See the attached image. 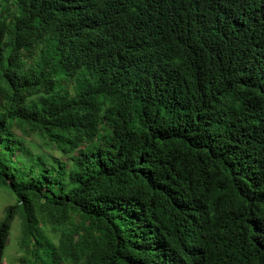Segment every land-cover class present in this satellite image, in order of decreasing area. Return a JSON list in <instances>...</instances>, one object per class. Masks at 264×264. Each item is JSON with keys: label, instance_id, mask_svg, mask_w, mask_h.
<instances>
[{"label": "trees", "instance_id": "1", "mask_svg": "<svg viewBox=\"0 0 264 264\" xmlns=\"http://www.w3.org/2000/svg\"><path fill=\"white\" fill-rule=\"evenodd\" d=\"M0 188V264H264V0H0Z\"/></svg>", "mask_w": 264, "mask_h": 264}, {"label": "rangeland", "instance_id": "2", "mask_svg": "<svg viewBox=\"0 0 264 264\" xmlns=\"http://www.w3.org/2000/svg\"><path fill=\"white\" fill-rule=\"evenodd\" d=\"M38 145H40L39 139L35 140ZM39 151L43 149H38ZM44 152L51 153L55 156L60 157V153L53 152L49 150H44ZM16 196L12 194L6 188H0V225L5 219V216L10 207L16 204ZM20 225L16 220L13 224L11 236L7 249L5 251L2 264H28V253L25 250H22L20 247Z\"/></svg>", "mask_w": 264, "mask_h": 264}]
</instances>
